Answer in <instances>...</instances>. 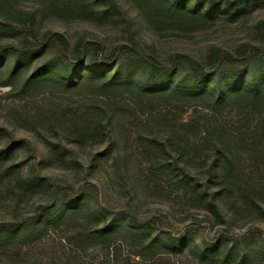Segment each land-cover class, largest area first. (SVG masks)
Here are the masks:
<instances>
[{
	"label": "rangeland",
	"instance_id": "obj_1",
	"mask_svg": "<svg viewBox=\"0 0 264 264\" xmlns=\"http://www.w3.org/2000/svg\"><path fill=\"white\" fill-rule=\"evenodd\" d=\"M198 1L219 17L193 23L151 0H0V55L34 52L14 77L13 58L0 71V151L12 150L0 161V225L35 222L55 203L81 199L108 220L125 215L201 247L221 237L230 247L264 244V92L217 105L87 81L70 89L42 79L24 90L39 70L77 58L119 61L145 79L147 65L175 69L180 80L197 67L233 73L238 83L259 79L264 0H244L253 3L238 15L229 13L237 0L188 4ZM213 79L214 88L227 84ZM99 121L109 131L83 139ZM186 173L191 187L180 180ZM35 177L48 186L32 192L18 185ZM196 184L204 196L193 192ZM86 216H69L35 239H0V264H201L190 252L146 253L124 235L110 247L84 242L96 224Z\"/></svg>",
	"mask_w": 264,
	"mask_h": 264
},
{
	"label": "trees",
	"instance_id": "obj_2",
	"mask_svg": "<svg viewBox=\"0 0 264 264\" xmlns=\"http://www.w3.org/2000/svg\"><path fill=\"white\" fill-rule=\"evenodd\" d=\"M156 2H165L170 6L174 14L184 18H190L193 23H201L210 21L219 17L220 10L210 5L207 8L202 7L203 3L198 1L191 7L189 0H151ZM252 1H239L232 3V8L229 13L237 14L240 10L251 6ZM34 52L20 51L13 56H10L6 51L0 55V71L9 66L14 59V67L11 76L20 73L30 61V57ZM149 68V77H136V71L129 66L119 62H109L108 60H101L95 64H89L87 59L77 58L65 62L63 65L49 64L45 68L36 72L29 77L24 84V90L30 89L35 80L50 79L54 80L62 86L70 89L77 87L87 82H96L101 84V89L110 90L111 88L121 87H137L143 95L161 94L174 95L185 100H211L217 105L224 104L231 97L243 95L248 98L256 99L264 92V72L261 70V77L252 81L245 80L236 82V76L228 73L224 78V74L220 75L218 72L220 68H215L214 71H208L197 67L189 73L185 80H180L176 77L177 71L175 69L169 70L164 68H155L147 65ZM250 66L248 69H251ZM5 71V70H3ZM215 76L218 83L221 80L229 81L232 77L233 83H227L225 87L218 86L214 88L213 77ZM175 78V79H173ZM244 79V78H243ZM10 85V84H8ZM162 95V94H161ZM107 125L103 121L90 124L85 128V135L83 139L94 140L100 135L106 133ZM109 131V130H108ZM81 140V138H80ZM153 145L163 144L158 139L151 140ZM157 149L164 148L167 151L166 145L155 146ZM217 154L220 158L230 160L226 150L217 146ZM11 149L0 151V161L5 162L10 156ZM181 182L191 187L192 177L189 174L181 176ZM18 185L25 190L34 192L36 189L45 188L48 186V181L43 177L24 178ZM196 195L204 196L203 184H196L193 188ZM206 200V199H205ZM209 206L216 208L214 202H208ZM217 210V209H216ZM215 210V211H216ZM86 213L87 220L85 223L92 221L96 224L86 230L83 241H90L93 244L110 247L116 236L124 235L137 241L139 246L144 249L146 253L165 254V255H180L190 252L194 257L198 258L201 264H264V244L258 246L251 244L240 248L236 246L230 247L227 243L226 237H221L214 244L206 247L197 245L196 241L189 237H176L163 232H153L148 224L138 225L129 217L122 215L117 216L112 220H108L105 210L94 211L86 207L81 199L62 200L55 203L52 207L47 208L41 217L31 223H24L19 226L0 225V239L7 241L19 240L25 238H37L49 230L51 226L59 227L64 221L72 215H79Z\"/></svg>",
	"mask_w": 264,
	"mask_h": 264
}]
</instances>
